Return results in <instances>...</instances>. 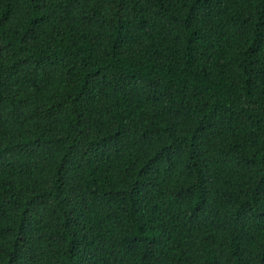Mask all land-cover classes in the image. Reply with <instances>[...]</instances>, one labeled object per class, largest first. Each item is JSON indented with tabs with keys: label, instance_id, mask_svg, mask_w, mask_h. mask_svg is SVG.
<instances>
[{
	"label": "trees",
	"instance_id": "16d2710c",
	"mask_svg": "<svg viewBox=\"0 0 264 264\" xmlns=\"http://www.w3.org/2000/svg\"><path fill=\"white\" fill-rule=\"evenodd\" d=\"M0 264H264V0H0Z\"/></svg>",
	"mask_w": 264,
	"mask_h": 264
}]
</instances>
